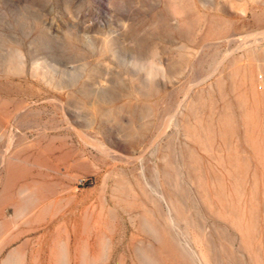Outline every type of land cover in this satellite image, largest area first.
<instances>
[{"label":"rangeland","instance_id":"rangeland-1","mask_svg":"<svg viewBox=\"0 0 264 264\" xmlns=\"http://www.w3.org/2000/svg\"><path fill=\"white\" fill-rule=\"evenodd\" d=\"M0 264H264V0H0Z\"/></svg>","mask_w":264,"mask_h":264}]
</instances>
